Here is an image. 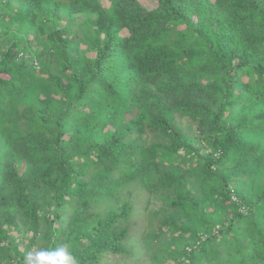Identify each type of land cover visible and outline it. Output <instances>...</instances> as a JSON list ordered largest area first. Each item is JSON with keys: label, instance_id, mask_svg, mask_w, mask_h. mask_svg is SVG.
Wrapping results in <instances>:
<instances>
[{"label": "trees", "instance_id": "16d2710c", "mask_svg": "<svg viewBox=\"0 0 264 264\" xmlns=\"http://www.w3.org/2000/svg\"><path fill=\"white\" fill-rule=\"evenodd\" d=\"M135 191L152 264H264V0H0V264L126 253Z\"/></svg>", "mask_w": 264, "mask_h": 264}, {"label": "rangeland", "instance_id": "374dc122", "mask_svg": "<svg viewBox=\"0 0 264 264\" xmlns=\"http://www.w3.org/2000/svg\"><path fill=\"white\" fill-rule=\"evenodd\" d=\"M178 125L186 133H192L194 128H189L188 118L177 117ZM126 193V191H123ZM146 196L143 191H135L132 193L134 212L129 220L130 234L127 239V252L124 254H106L98 264H152L150 259V252L145 246L143 235L150 228V222L153 225L157 224V219L152 217V210L157 208L158 204L150 203L148 207L145 206L142 198ZM152 200V199H151Z\"/></svg>", "mask_w": 264, "mask_h": 264}, {"label": "clouds", "instance_id": "9594fccd", "mask_svg": "<svg viewBox=\"0 0 264 264\" xmlns=\"http://www.w3.org/2000/svg\"><path fill=\"white\" fill-rule=\"evenodd\" d=\"M24 264H79V262L68 244L57 243L53 248L28 251L24 255Z\"/></svg>", "mask_w": 264, "mask_h": 264}, {"label": "built area", "instance_id": "2783aa9c", "mask_svg": "<svg viewBox=\"0 0 264 264\" xmlns=\"http://www.w3.org/2000/svg\"><path fill=\"white\" fill-rule=\"evenodd\" d=\"M231 197H232V199H234V200L236 199V195L233 194V192H232V196H231Z\"/></svg>", "mask_w": 264, "mask_h": 264}]
</instances>
